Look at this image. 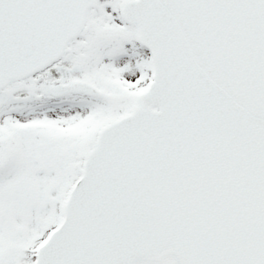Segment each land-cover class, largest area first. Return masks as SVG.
I'll use <instances>...</instances> for the list:
<instances>
[{
	"label": "snow or ice",
	"instance_id": "snow-or-ice-1",
	"mask_svg": "<svg viewBox=\"0 0 264 264\" xmlns=\"http://www.w3.org/2000/svg\"><path fill=\"white\" fill-rule=\"evenodd\" d=\"M0 264H264V0H0Z\"/></svg>",
	"mask_w": 264,
	"mask_h": 264
}]
</instances>
